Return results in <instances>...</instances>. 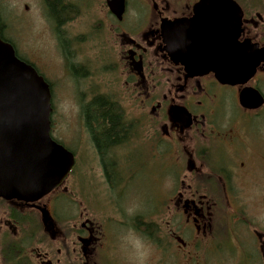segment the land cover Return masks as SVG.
<instances>
[{"label":"flooded vegetation","instance_id":"af4514ba","mask_svg":"<svg viewBox=\"0 0 264 264\" xmlns=\"http://www.w3.org/2000/svg\"><path fill=\"white\" fill-rule=\"evenodd\" d=\"M37 1L52 69L11 45L48 84L50 136L74 165L36 202L0 198V264H264L263 206L238 201L264 193V0H124L120 16L106 0ZM233 54L256 64L244 84L194 70L229 68ZM62 82L70 146L51 120ZM142 157L163 164L161 203L145 214L129 194ZM127 238L144 260L126 258Z\"/></svg>","mask_w":264,"mask_h":264},{"label":"water","instance_id":"95a60500","mask_svg":"<svg viewBox=\"0 0 264 264\" xmlns=\"http://www.w3.org/2000/svg\"><path fill=\"white\" fill-rule=\"evenodd\" d=\"M106 3L113 14L123 13L124 0ZM233 55L234 65L229 68L194 70L212 72L221 84H244L256 64L248 67ZM240 103L250 108L259 105L247 104L243 95ZM51 112L48 84L0 36V198L36 202L58 187L71 171L73 155L50 136Z\"/></svg>","mask_w":264,"mask_h":264},{"label":"rangeland","instance_id":"374dc122","mask_svg":"<svg viewBox=\"0 0 264 264\" xmlns=\"http://www.w3.org/2000/svg\"><path fill=\"white\" fill-rule=\"evenodd\" d=\"M25 7H28V9L26 10ZM42 7L43 6H41L37 0H0V24L2 25L4 37L15 46L19 55H23V53L26 52L30 57L35 56L37 58H42L45 65L51 70L52 64H54L53 51L49 38V27L46 25L45 20L42 19ZM48 72L50 71L48 70ZM65 86L66 83L62 82L61 86L57 88V92L60 91L57 98L54 99L55 110L51 120L53 123L54 136L65 144L70 143V146L74 144L73 141H70L72 136L71 124L73 112L71 101L68 99L65 91ZM192 148L193 146L190 145L188 150L191 151ZM142 158L145 159V162H139L138 158V162L134 164L139 174L137 180L134 181V185L130 188L129 194L133 195V209H136L138 212L142 211L145 214L147 210H151L152 207L155 208L161 203L162 180L160 179V175L162 173L163 164L146 165V163L148 164V159L146 157ZM87 167L82 160L79 161L77 174L78 172L80 173L76 177L82 183V190L85 189L84 175L87 173L90 175L93 174ZM89 167L94 168L95 166L91 165ZM148 168L153 173L152 175L148 174L147 176ZM174 172L175 170L173 168L169 171L170 185L174 184ZM182 178L183 176L180 177V180ZM91 179H93L92 175ZM94 182L95 181H93V183ZM238 183L240 187H242V182ZM186 184H189L188 181ZM82 193H84V191H82L81 194L79 192L74 194L76 204H80L83 201ZM128 197L127 200L131 205V198ZM238 201L239 203L248 202L251 205L263 206L264 210V193L259 195V193L256 194L251 191H246L244 195L239 196ZM126 241L128 244L132 245V248L134 246L130 251L123 249V254L126 258L128 260H134L135 263L141 262V258L144 260L140 252L141 248L139 243L134 242L133 245V241L130 238L125 239L124 242Z\"/></svg>","mask_w":264,"mask_h":264},{"label":"trees","instance_id":"16d2710c","mask_svg":"<svg viewBox=\"0 0 264 264\" xmlns=\"http://www.w3.org/2000/svg\"><path fill=\"white\" fill-rule=\"evenodd\" d=\"M0 36H1V39H2L3 41L8 42V43L11 44V42L8 41V40L4 37V35H3V33H2V25H1V24H0Z\"/></svg>","mask_w":264,"mask_h":264}]
</instances>
